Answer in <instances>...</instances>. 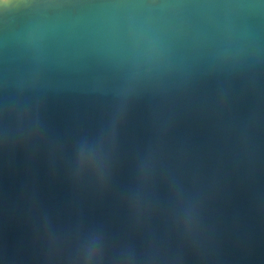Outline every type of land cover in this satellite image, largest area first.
Segmentation results:
<instances>
[{"label": "water", "instance_id": "95a60500", "mask_svg": "<svg viewBox=\"0 0 264 264\" xmlns=\"http://www.w3.org/2000/svg\"><path fill=\"white\" fill-rule=\"evenodd\" d=\"M0 264H264V0H0Z\"/></svg>", "mask_w": 264, "mask_h": 264}]
</instances>
